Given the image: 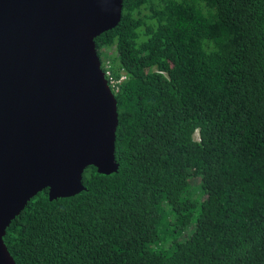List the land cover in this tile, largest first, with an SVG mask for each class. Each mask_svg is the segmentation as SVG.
Returning a JSON list of instances; mask_svg holds the SVG:
<instances>
[{
	"label": "trees",
	"instance_id": "16d2710c",
	"mask_svg": "<svg viewBox=\"0 0 264 264\" xmlns=\"http://www.w3.org/2000/svg\"><path fill=\"white\" fill-rule=\"evenodd\" d=\"M94 42L126 75L118 170L33 197L3 237L15 263L264 264V0H122Z\"/></svg>",
	"mask_w": 264,
	"mask_h": 264
},
{
	"label": "water",
	"instance_id": "95a60500",
	"mask_svg": "<svg viewBox=\"0 0 264 264\" xmlns=\"http://www.w3.org/2000/svg\"><path fill=\"white\" fill-rule=\"evenodd\" d=\"M122 0H0V264L3 237L39 192L85 190L83 172L116 173L117 104L94 39Z\"/></svg>",
	"mask_w": 264,
	"mask_h": 264
},
{
	"label": "built area",
	"instance_id": "2783aa9c",
	"mask_svg": "<svg viewBox=\"0 0 264 264\" xmlns=\"http://www.w3.org/2000/svg\"><path fill=\"white\" fill-rule=\"evenodd\" d=\"M108 53L110 54L109 51H108ZM100 67H101V70L103 72L104 78L106 80V83H107L110 91L114 94L115 92L118 91L120 83L126 79V75L121 74V75H119V77H116L113 74L112 65H111L109 57L103 59Z\"/></svg>",
	"mask_w": 264,
	"mask_h": 264
},
{
	"label": "rangeland",
	"instance_id": "374dc122",
	"mask_svg": "<svg viewBox=\"0 0 264 264\" xmlns=\"http://www.w3.org/2000/svg\"><path fill=\"white\" fill-rule=\"evenodd\" d=\"M114 55H116V53H114ZM195 138H197V134L195 135ZM199 184V179H197V178H194V179H191L190 180V185L193 187V189L194 188H196L197 187V185ZM193 228H194V226L192 225V230H193ZM191 234V232L190 233H188V232H186L185 234H184V237H188L189 235ZM186 238H181V237H179V241L180 242H182V241H184Z\"/></svg>",
	"mask_w": 264,
	"mask_h": 264
},
{
	"label": "clouds",
	"instance_id": "9594fccd",
	"mask_svg": "<svg viewBox=\"0 0 264 264\" xmlns=\"http://www.w3.org/2000/svg\"><path fill=\"white\" fill-rule=\"evenodd\" d=\"M108 51L110 52V54L108 53ZM108 51L106 52V55H112L114 53V50H112V49H108Z\"/></svg>",
	"mask_w": 264,
	"mask_h": 264
}]
</instances>
